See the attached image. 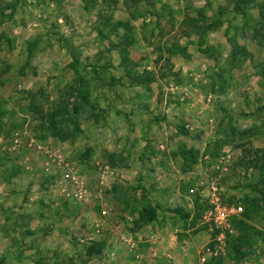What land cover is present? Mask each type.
Wrapping results in <instances>:
<instances>
[{
	"label": "rangeland",
	"instance_id": "obj_1",
	"mask_svg": "<svg viewBox=\"0 0 264 264\" xmlns=\"http://www.w3.org/2000/svg\"><path fill=\"white\" fill-rule=\"evenodd\" d=\"M95 1L0 0V264H264V160L247 163L264 153V0L248 28L226 0ZM109 17L150 84H128ZM73 62L94 108L68 106L80 132L57 118L60 140L43 128Z\"/></svg>",
	"mask_w": 264,
	"mask_h": 264
},
{
	"label": "trees",
	"instance_id": "obj_2",
	"mask_svg": "<svg viewBox=\"0 0 264 264\" xmlns=\"http://www.w3.org/2000/svg\"><path fill=\"white\" fill-rule=\"evenodd\" d=\"M82 2V4L84 5V10L85 11H90V10H94L97 6V2L95 0H80ZM135 1V0H133ZM207 1L208 0H204ZM229 1L230 3L233 4V11L235 13L240 14V16L243 19V27L248 28V23L246 21V12H245V7L247 5H249L251 2H253L254 0H226ZM259 10V21L255 24V26L259 27V29H257L254 33L258 34L261 33V29L264 27V2L262 5H260L258 7ZM219 15H222L221 13ZM101 18V17H100ZM200 18H202V16H200ZM111 18H106L104 19V27H107L109 29V34L112 35H117L118 31L121 30L122 32H124V35L118 37V44H112L110 42V47L112 49H117L118 50V55H119V60H120V67L122 69H124V74L128 80V84L132 87H138V86H145L151 83V78L147 75V74H137L134 69H135V64H133L132 62H130V59L128 57V48L132 45V39H131V30H130V26L128 23H123V22H117V23H111ZM205 19V18H202ZM220 22L219 21H213L210 22V24L202 27V28H206V30L209 31H214L216 28H218L220 26ZM100 35H103L101 33V31L99 32ZM104 37H108L107 35H103ZM9 44V42H7ZM169 51H171V53H175V52H179V51H183V49L179 48L178 46L171 48ZM208 51V50H207ZM30 55V51L28 52ZM238 55H242L240 48H237L235 45L231 46V54H230V64H233L235 61V57ZM79 65L76 62L71 63L68 68L70 69L72 75H73V82L71 84V86L68 88L67 92L64 94V98L61 97L60 101L56 103V106L54 108V112L53 115H49L47 118V122L46 124V128L44 127L43 129L47 130L50 135L54 138L63 140L66 139L68 137V134L65 130H62L59 128L58 126V122H57V118H62L63 121H69L71 122L72 126H73V132L74 133H79L80 130L76 124V121L74 123L73 119L75 116L71 117L69 115L68 112V106L73 107V114L75 115V113L79 110V109H83L86 107H90L91 109H93L94 107L90 104L89 100H88V95L85 94L87 93V89L90 85V81L84 77L81 76L79 69H78ZM102 69V68H101ZM92 73L94 76L97 75V68L96 67H92ZM1 77V74H0ZM111 81H116V83H120L119 80H114L112 79ZM113 82V83H114ZM260 111L264 112V107L260 109ZM66 117V118H65ZM234 129H231V132H234ZM245 152V151H244ZM185 154V152H184ZM254 156L257 157L258 154H262L260 156H258L257 158L252 159V157L250 156L251 154L248 152L249 157H251L250 159L252 160H248V165H251L252 167H255L257 162L259 160H264V153L261 150H254ZM185 156V155H184ZM245 160V155L242 156L241 161ZM257 189V188H255ZM156 210H158V208H144L143 210H141L138 213V219L137 221L134 223V226L136 228H139L147 223H151L153 221H155L156 219ZM91 254V251H90Z\"/></svg>",
	"mask_w": 264,
	"mask_h": 264
},
{
	"label": "built area",
	"instance_id": "obj_3",
	"mask_svg": "<svg viewBox=\"0 0 264 264\" xmlns=\"http://www.w3.org/2000/svg\"><path fill=\"white\" fill-rule=\"evenodd\" d=\"M242 209L239 207L235 210L236 213H240ZM215 228L220 229V231H227L229 230L230 226L227 224V220L225 216H221L219 218H215Z\"/></svg>",
	"mask_w": 264,
	"mask_h": 264
}]
</instances>
